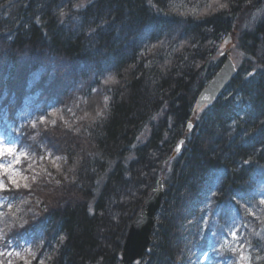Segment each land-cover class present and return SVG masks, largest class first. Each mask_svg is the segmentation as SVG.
<instances>
[{
    "label": "trees",
    "instance_id": "1",
    "mask_svg": "<svg viewBox=\"0 0 264 264\" xmlns=\"http://www.w3.org/2000/svg\"><path fill=\"white\" fill-rule=\"evenodd\" d=\"M83 1L0 0V142L25 155L0 251L31 254L0 264H120L158 181L141 264H264V18L235 25L264 0ZM227 37L244 60L196 114Z\"/></svg>",
    "mask_w": 264,
    "mask_h": 264
},
{
    "label": "water",
    "instance_id": "2",
    "mask_svg": "<svg viewBox=\"0 0 264 264\" xmlns=\"http://www.w3.org/2000/svg\"><path fill=\"white\" fill-rule=\"evenodd\" d=\"M211 77L206 86L200 91L195 103V111H199L217 100L234 79L237 70L228 56ZM190 126H188L189 128ZM182 141L175 148L177 154L180 150ZM163 198V186L161 181L152 190L141 205L137 215L131 222L122 251L118 256L120 264H141L144 254L151 244V234L154 225V219Z\"/></svg>",
    "mask_w": 264,
    "mask_h": 264
},
{
    "label": "rangeland",
    "instance_id": "3",
    "mask_svg": "<svg viewBox=\"0 0 264 264\" xmlns=\"http://www.w3.org/2000/svg\"><path fill=\"white\" fill-rule=\"evenodd\" d=\"M90 1H92V0H85V1L81 2L79 4V6L83 7ZM263 18H264V6L257 12H255V10H254L251 12V14L241 16L238 19L237 23L235 24L236 29L239 32L242 30H245L246 27L251 26L256 21L263 19ZM227 38L229 40V37H227ZM219 53H220L219 57L221 55L223 56L224 54H225V56H228L231 59V61L234 64L236 69H238V67L240 66V64H242V62L244 60L243 55L241 54V52L238 51V49L236 47L235 39H230L225 45H223L220 48ZM60 72L62 74L60 79L62 80V77L67 76L68 72L66 71V69H64V67L61 68ZM63 80H64V78H63ZM65 80H67V79H65ZM201 110L202 109H200L199 111H196V114L198 112H200ZM8 149L12 150L11 154L8 152ZM22 158H25V155H23V153L16 152L12 146L6 145V144H3L0 142V168L2 166H4V167L7 166L6 163H10V162L15 163ZM14 181H15V183H13V186H15V187L18 185V182H20L22 185L25 184V182H23L22 177L21 178L18 177L17 179H14ZM20 208H21L20 203L19 204L15 203L13 208L10 207L9 209H7V212H6L7 214H5V216L0 214V223L2 225H6V226L10 225L11 222L13 221V219L18 214ZM3 254H4V257L10 258L12 260L13 259H16V260L23 259L24 257L29 258L31 256L30 252L27 249H23L22 246H21V248L19 247L18 249L17 248H11L8 251H0V255H3ZM184 257L188 258L187 252L184 253ZM240 261H241V259H240ZM177 262L180 263L181 260L178 259ZM192 262H193V264H206L207 259H206V256H204V258L201 260V255H199L197 258H195V262L194 261H192Z\"/></svg>",
    "mask_w": 264,
    "mask_h": 264
},
{
    "label": "snow or ice",
    "instance_id": "4",
    "mask_svg": "<svg viewBox=\"0 0 264 264\" xmlns=\"http://www.w3.org/2000/svg\"><path fill=\"white\" fill-rule=\"evenodd\" d=\"M8 152L11 154L12 150L8 149ZM13 183H15V181H13ZM0 189H3V184L2 183H0ZM262 203H264V201H262ZM232 235H233V238H236V233L235 232H233Z\"/></svg>",
    "mask_w": 264,
    "mask_h": 264
}]
</instances>
